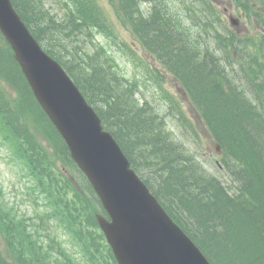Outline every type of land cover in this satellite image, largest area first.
<instances>
[{"label":"trees","instance_id":"obj_1","mask_svg":"<svg viewBox=\"0 0 264 264\" xmlns=\"http://www.w3.org/2000/svg\"><path fill=\"white\" fill-rule=\"evenodd\" d=\"M132 1L119 0L121 9L132 16L139 37L143 41L147 40L161 52L163 63L191 92L192 100L223 149L240 162L236 174L250 200L231 199L219 189L212 176L201 173L196 159L188 152H183L179 148L173 149L174 139L161 131L165 124L157 122L155 116L150 115V119L147 117L146 104L142 107H136L135 103L122 105L120 99L125 97L123 94L108 93L103 96L97 92L96 89L104 86L106 78L96 67L88 71L87 68L77 66L79 70L77 80L81 84L76 80L75 82L87 97H93L106 104L105 111L111 113L107 121L113 125V131L116 133L114 126L119 128V136L123 141L129 139L131 143L137 142L134 143L137 145L143 143L147 147L151 146L158 162L151 164L152 168L157 165V169H151L150 172H154L155 180L162 184L157 187L170 205L177 204L178 211L186 215L184 220L190 233L201 242L217 264H264V138L260 125L253 119L256 115L254 109L250 108L248 101L243 98L245 94L243 89H234L228 84V90H224V82H229V78L225 68L220 65L219 58L216 57V49L210 47V40L223 44L225 37L215 33L211 39H203L200 42L191 37L189 26L182 22L176 23L175 28L163 23L168 29L163 32V29L150 26L151 21L137 17ZM195 1L203 8L201 15H207L213 10L210 0ZM81 2L83 7L77 10L76 18L71 17V11L66 14L65 24L70 25L72 28L70 30L74 32L79 30L81 20L92 21L93 18L87 14L95 13L88 2L81 0L79 3ZM12 3L34 36L44 47L50 48L46 50L54 56L53 51L57 49L53 47L56 43H52V38L57 37L49 32L52 27L51 15L43 8L41 0H12ZM65 34L66 32L61 33L58 41L62 42ZM79 34L80 31L77 35ZM56 57L59 60L58 55ZM0 68L4 70L8 84L22 97L24 96V109L30 113L27 115H31L34 106L17 65L8 56L0 53ZM66 70L74 79L72 75L74 69ZM111 97H114L112 102ZM13 106L15 105L10 103L7 94L0 88V117L6 123L7 117L10 118L14 111L17 112V108ZM176 119L179 120L178 113ZM41 123L48 128L47 135L57 140L55 131L47 126L48 122L47 125L44 121ZM140 138L141 140L143 138L142 142ZM160 162L166 169L162 168ZM139 163L145 162L140 160ZM188 182L193 185L199 196L194 194L184 196L185 192L188 193V187L186 188ZM171 188L182 191V195L175 196ZM60 190L61 185H55L52 192L67 196L69 190L62 192ZM203 196L211 199L210 202L200 204L204 203L200 198ZM57 200L59 201V198ZM197 204L201 210L195 207ZM213 206H217L215 207L217 210L224 209V213L216 215V212L212 211L215 209ZM86 209L83 198L71 196L69 201L61 204L58 214L53 216L58 218L61 228L70 234L73 242L82 248L88 260L93 264H110L107 256H103L99 248L101 236L86 227L87 223H91V215H87ZM201 220H205L203 225ZM83 221L85 228L81 227ZM41 225L42 222L39 223L40 228L36 227L32 231L20 216L13 213L9 205L0 200V234L10 256L7 259L0 253V264H76L70 260L67 252L58 247L53 237H47L49 243L41 240V233L38 231L42 228Z\"/></svg>","mask_w":264,"mask_h":264},{"label":"water","instance_id":"obj_2","mask_svg":"<svg viewBox=\"0 0 264 264\" xmlns=\"http://www.w3.org/2000/svg\"><path fill=\"white\" fill-rule=\"evenodd\" d=\"M0 30L48 116L66 130L70 143L94 148L103 163L100 168L93 156L91 166H85L91 173L94 169L101 171L95 178V186L99 185L100 191L104 187L108 189L106 207L110 214L114 211L116 224L128 229L133 224L132 219L144 221L149 206L141 193L132 190L121 152L110 136L101 131L98 118L59 64L40 49L8 0H0ZM127 185L129 190L126 192ZM157 214L148 218V223L142 222L146 224L138 229L137 236L131 233L122 236L121 240L125 242L110 240L119 264H201L184 245L183 234L163 212ZM131 231L136 232L135 228ZM187 245L191 247L188 242Z\"/></svg>","mask_w":264,"mask_h":264},{"label":"rangeland","instance_id":"obj_3","mask_svg":"<svg viewBox=\"0 0 264 264\" xmlns=\"http://www.w3.org/2000/svg\"><path fill=\"white\" fill-rule=\"evenodd\" d=\"M43 1L45 6L50 10V12L55 13L51 16L50 25L52 27L49 30L52 35L57 37L55 39L52 38V43H56L53 47L57 49L59 53L62 54L65 58L68 56H66L64 53L67 52L69 54H72L73 61L70 63V65L74 69L76 75L79 71L77 69V66L79 64H94L93 67L97 68L96 65H98L101 60L108 58L109 62L112 63V69L117 74H119L128 81L135 82L138 84V90L135 93V97L139 104L143 101H146L148 104L154 106L156 111L161 114H165V118L162 119L166 126H164L161 131L165 135H170L171 138L174 139L173 141L175 145L173 149L179 148L183 152H188L194 159L198 161L197 166L203 175L206 174L205 176H212L214 179L219 180L224 185V187L226 186L231 189H234L236 187V183L231 181L227 173V164L229 163L226 164L218 159L215 145L210 136L204 130L202 123L199 121V119L195 117L190 102H188L187 98L184 95V97H182V91L178 88L175 81L168 73L164 72L161 69L159 73L155 75L149 74V69L151 65H155L157 67H160V65L153 59L146 57L141 47L138 45L134 37L128 31L126 25L121 23L119 19L115 17L113 11L114 7L109 0H99L100 4L103 6L106 13L112 20V24L108 27L107 32L99 31L97 28H81L77 30V32H69V30L72 29L71 26L65 24L64 21L61 22L60 18V14H62L64 10V7L62 8L63 0ZM66 3L69 4L70 1H67ZM148 22H150V20H148ZM150 23V26L153 25L158 29H163V32L168 31V29L162 24L163 20L161 15H156ZM63 27H65V29H63ZM250 28L251 27L248 26L244 29V31L250 33L251 31H253L250 30ZM82 30H84L85 32H83ZM79 31L80 33H82L78 36L77 34ZM64 32H66V34L63 37L62 42L58 41V37L61 33ZM49 39L51 40V38ZM122 41H125L131 50L137 52L139 58H137L136 61L133 60V58H128L124 54V47L122 45ZM62 43L64 44V46ZM1 47L2 42L0 40V48ZM92 55L94 56V58L91 57ZM140 59H142L141 62ZM145 63L148 64L147 71L145 68ZM99 73L104 76L102 72ZM108 78L110 77L108 76ZM84 82L86 83L85 80ZM106 82L103 83V87H99V89H96L97 92L99 91L100 94L103 96L108 93L110 95V93H113L116 90V88L111 85V82L108 79ZM109 89L111 90V92L109 91ZM167 95H170L174 100L181 104L182 109H184V111L189 115L192 124L200 133V136H194L185 123H183V126H181L180 122L176 119L177 111L174 107L167 104ZM131 99L134 98L131 97ZM113 100L114 97H111V102ZM120 103L122 105L130 104L129 100L127 101L125 98H121ZM150 112L151 110L149 108L148 114H150ZM109 115H111V113L105 111V117L108 120ZM157 120L159 119L157 118ZM114 128L117 130V133L119 135V128L115 126ZM142 141L143 138L140 142ZM134 143H131L129 139L124 140L125 146L129 149L132 155L138 159L136 160L138 162L140 160H142V162H145V164L138 166L140 174L143 177L147 178L155 186L162 185L158 184V181L155 180V175L153 174L154 172H150L151 169H157V165L154 168H152L151 166V164H156L158 162L155 152H150L151 146L147 147L143 143H141L142 145H140V143L138 145ZM0 144L2 145V147H0V198L5 197V199L8 200V203H14L21 210L26 209V207L28 206V202L23 196L24 191L22 189L14 190L13 188L15 185H18L16 182V177H18L19 172H22V169L19 167V163L16 158L13 157L12 154L8 155L10 153L8 146L1 141ZM157 151L158 148L156 149V152ZM216 160L218 161V164L215 162ZM160 164L163 169H166L163 166L162 162H160ZM182 187L184 186L182 185ZM186 188L188 190V193L185 192L184 196L192 194H194L195 196H199V193L194 191V187L190 183L186 186ZM171 189L175 196H180L183 193L182 191L179 192L174 188ZM200 198L201 201L204 202L200 204L204 205L205 202H210L211 200L204 196ZM195 207L198 210H201V207L198 204L197 206L195 205ZM215 207L217 206H213V208ZM223 210H217L216 208L212 209V211L216 212V215H222L224 213ZM216 217L215 219H218ZM204 221L201 220L202 225L205 223ZM215 222H218V220H215ZM62 237L64 238L66 236L62 235ZM73 251H77L76 248H73ZM0 253L2 256L9 259L10 256L8 254L7 248L1 240ZM86 264L88 263L86 262Z\"/></svg>","mask_w":264,"mask_h":264},{"label":"bare ground","instance_id":"obj_4","mask_svg":"<svg viewBox=\"0 0 264 264\" xmlns=\"http://www.w3.org/2000/svg\"><path fill=\"white\" fill-rule=\"evenodd\" d=\"M192 65V64H191ZM197 161V160H196ZM198 162V161H197Z\"/></svg>","mask_w":264,"mask_h":264}]
</instances>
